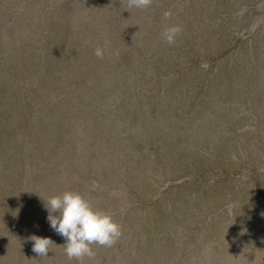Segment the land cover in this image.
Returning a JSON list of instances; mask_svg holds the SVG:
<instances>
[{
  "label": "trees",
  "instance_id": "16d2710c",
  "mask_svg": "<svg viewBox=\"0 0 264 264\" xmlns=\"http://www.w3.org/2000/svg\"><path fill=\"white\" fill-rule=\"evenodd\" d=\"M194 1L129 9L127 0H0V264H78L58 247L50 196L78 192L123 230L129 209L226 187L237 173L224 145L189 140L190 121L203 83L240 71L244 45L246 72L259 73L261 37L232 22L202 36ZM172 25L182 32L169 46L161 33ZM31 235L54 242L47 258L32 252ZM117 242L93 245L83 264H118Z\"/></svg>",
  "mask_w": 264,
  "mask_h": 264
},
{
  "label": "rangeland",
  "instance_id": "374dc122",
  "mask_svg": "<svg viewBox=\"0 0 264 264\" xmlns=\"http://www.w3.org/2000/svg\"><path fill=\"white\" fill-rule=\"evenodd\" d=\"M194 4L188 12L196 15L193 27L202 36L232 22L241 33L261 37L259 73L246 72L252 51L244 45L240 71L205 81L203 103L190 121L189 140L224 145L238 174L226 187L179 191L171 204L129 209L118 264L125 263V250L136 264H264V0H205L199 14L204 2ZM158 118L168 119L167 112Z\"/></svg>",
  "mask_w": 264,
  "mask_h": 264
},
{
  "label": "clouds",
  "instance_id": "9594fccd",
  "mask_svg": "<svg viewBox=\"0 0 264 264\" xmlns=\"http://www.w3.org/2000/svg\"><path fill=\"white\" fill-rule=\"evenodd\" d=\"M153 0H127L129 9H146ZM172 16L170 11L164 13V19ZM182 32L179 25L166 26L161 35L165 43L174 45L176 37ZM94 55L103 59L104 50L96 48ZM119 56V52L114 53ZM95 187V185H94ZM49 213L47 220L52 230L64 238V253L68 260L83 264L85 257L92 259L95 252L93 245L113 247L122 235V227L112 216L101 210L94 209L92 204L81 194L74 191H64L60 195L50 196L45 203ZM32 243V252L40 258H47L49 248L54 242L49 238L31 235L27 238Z\"/></svg>",
  "mask_w": 264,
  "mask_h": 264
}]
</instances>
